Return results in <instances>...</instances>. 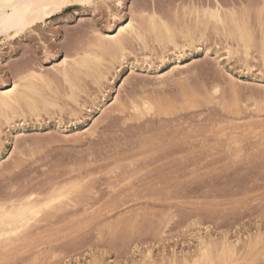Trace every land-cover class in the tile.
I'll return each mask as SVG.
<instances>
[{
	"label": "rangeland",
	"instance_id": "374dc122",
	"mask_svg": "<svg viewBox=\"0 0 264 264\" xmlns=\"http://www.w3.org/2000/svg\"><path fill=\"white\" fill-rule=\"evenodd\" d=\"M94 1L92 2V4H88V5L82 4L81 6H75V7L64 4L62 8L55 10L53 15L46 16L45 21L43 19H40L38 23H35L33 26V30L26 29L18 33L17 36H15L13 39L7 40L5 42H0V89L4 87L12 86L13 83H15L18 79L20 80L21 76H28L32 74L33 72L37 71V73L40 74L39 76L40 80L39 78H31L30 81H33L34 83L38 84L40 88H42V92L45 93V95L49 99L51 98L52 100L55 99L54 101L56 102V105L48 106L49 108H51V110L54 109L52 111L49 110L48 107H46L45 108L46 112L44 109L34 115L31 114L30 112H27L25 119L22 118L21 116H17L11 121V123L4 122L3 118H1L2 120L0 119V123H1L0 125L1 127L0 169L3 167L2 170L0 171V189L2 190L5 187H7V190H8L9 189L8 187L10 186L12 187L14 185L15 187L19 189L18 190L16 188L15 192L18 191L19 194L21 195H26V194H30L31 192L32 193L34 192L36 195L41 196V194H43L44 196H47L45 194L50 193V191H52V188L54 186L63 184L64 182L66 183L67 180L70 181L72 179H78L79 183L80 184L82 183L81 188H78L79 190H75L73 195H72L73 191L71 192L72 196L69 194L70 200H65V201H71L69 202L71 204V207L68 208L66 211L68 215L66 212H65L66 214H64L63 212L60 214L58 213V215H55V216L53 215L46 216L45 214L41 215L40 223L37 224V226H39L38 227L39 229H37L38 231L40 230L41 227L46 228L47 225H48V228H50L52 223L53 222L55 223V225H53L54 227L52 226L53 227L52 229L51 228L50 229L41 228V231L42 230H44V232L46 230L48 231V232L46 231L48 234L47 233L44 234L45 236L47 235L46 237H44L43 235V237L41 238L42 235L39 234L40 236L38 238L39 239L41 238V239L32 241V244L33 242L34 244L36 243L35 245L34 244L32 245L30 241L29 242V244H31L30 246L22 245V248L20 250L18 248H20L21 245L20 247L17 246L18 248L16 249L12 247L13 250H11L10 248L11 250L10 253H7L8 250L7 252L5 251L6 254L3 253L4 251H1L0 264H31V263H34L35 260L36 262L34 264H97V263L98 264H149L150 262H152V264H159V263L172 264L171 262L173 261V257L174 259L177 260V264H184V263L187 264L185 262L184 257L191 259L192 256L193 257L196 256L198 252L196 251V249L198 250L199 248L200 239H205V240L213 239L216 242L220 243V241L225 237H227L231 242H233L236 246V249L240 251L239 253L237 252L238 261L236 264H264V235H263L264 234V128H263L264 122L262 121V119H264L263 118L264 111L262 109L261 111L263 112H260V111L258 112V110L264 107L263 106L264 105V68H263L264 59L259 51V48L261 47L260 45L262 44L260 37H262L261 34L263 32V27H264L263 20L264 19L262 20V24H261V21L259 20L260 16L258 15L259 12L258 14H256L257 13L256 9L260 5V0H258V2L257 0H254L258 4L256 6V3H254L255 9L253 8L254 6H251L250 7L251 11L249 12L250 13L249 14L250 24L255 29L254 31L252 28V31L254 32V35H256L255 38H256V43H257L253 48L254 53H252L253 57L255 58L253 57L249 58L251 61L250 65H249V62H250L249 59H248L249 62H247V60H245L244 57H242L243 55L241 53H235L234 55L236 56L231 55L232 58L228 57L229 55L225 53L226 52L225 47L228 44V42L224 38L222 39L223 42L219 41V39L221 40L222 38L220 36L218 37V40H216L217 35H219V33H217L216 31H215L216 33L213 32L214 24L210 23L212 26L209 24L208 25L202 24L199 21H201L203 17L197 14L195 11H192L193 8L200 7L201 4H203L201 5V8H203V6L205 7L209 5L214 6L215 0L214 1L210 0L211 3L208 2L209 0L207 1L206 0H197V1L192 0V4L190 0H186V1L185 0H122L123 2L122 5H118L116 0H94ZM183 1L187 4L184 5ZM189 1L192 7L190 4H188ZM229 1L230 2L232 1L233 4L231 5ZM220 2L222 3V5L224 6L226 10L230 9L229 11H231L233 9V12L235 15L231 11L232 18L236 20L237 23L244 25V0H227V2L226 0H220ZM179 4L181 5V8L183 7V9L178 8L180 7ZM229 4L232 6V8L231 6H228ZM240 4L241 5L243 4V5L240 6ZM189 5H190V8H189ZM193 5L195 7H193ZM233 5H234V8L237 7L236 10L238 9L237 10L238 12H235L236 10L233 8ZM227 6L230 8L228 9ZM153 8H155L156 11L159 10L157 11V13L155 10L154 12L162 19L164 16L165 19L166 18L168 19L169 17V19L172 20L171 22L174 21L173 23L169 22L170 24L173 25L171 26L168 23V21H170L169 19L168 20L163 19L173 30L174 34L177 33L176 35L178 36L179 39L181 37L182 40L180 39L181 41L180 42L178 41L179 43L185 42L184 41L185 39L182 36L184 35V33H187V32L190 33V31H191L190 34L196 40L194 41V45L192 47L188 46L184 49L185 54L183 53L184 55L181 60L186 65L187 69H185L186 71L183 74H181L183 77L179 75V76H176L174 79L168 78V79L163 80L165 83H163V81H161L158 78L157 75H159L160 72H166L169 68H171L174 65L180 53H179V50H176L174 48L172 50L173 46L170 45L171 47L168 46V48L166 49L168 52L165 50L166 52L162 54L161 52L162 49L159 46V44L155 42L154 40L153 42L152 41L153 38H151L152 36L149 33H147L146 43L142 41H134L131 44L133 46L129 47L130 49L128 48L129 54L127 53L128 55H127L126 60L122 61L121 63L116 62L114 64V67L111 68V71L108 74V78L103 81L105 84L102 82L103 84L101 85L102 87H100L99 84L96 83L95 77L92 76L91 73L86 72V71L83 73H80L79 74L80 79L79 78L74 79V84L76 86L75 92L77 95V100L79 102V105L75 103L73 99L70 98V95L72 92L71 84L68 83L63 77L62 73L59 72L61 69L58 67L62 68V65H63L61 63H64L66 59L68 60L69 56L71 58L70 59L71 61L74 58L73 56L75 55L77 56L79 51H80L79 54H82V51L83 52L88 51L87 48H89L90 51H93L92 44L93 42L96 41V39L98 38V35H100L101 33L102 35L105 33H117L119 26L123 23H128L129 21L135 19L140 23L142 22L143 26H148L147 23L150 17L148 15L150 14L151 11L153 12ZM179 9L180 11L182 10L181 12L183 13L178 12ZM252 9L255 10V13H253V15H251ZM185 10L186 11L189 10V11L184 13ZM160 11H162L164 15L161 14ZM176 11H177V14H176ZM192 12H194V14ZM142 14L144 17L148 16L147 17L148 19L143 21L145 18H143L142 16L140 17V15ZM165 14L167 15V17L165 16ZM179 14H181L182 18L179 17L180 16ZM238 14H241V16H239ZM254 14L256 17H254ZM237 15L241 17V20L243 21H241ZM115 16L119 19H117ZM191 17L193 19H191ZM257 17L259 19H257ZM146 21H147L146 23L147 25L146 24L144 25L143 23H145ZM188 24L189 26L191 24L193 25L189 27ZM261 25L263 27H261ZM183 28H184V32H183ZM208 28H210L209 30L212 31L211 34L214 33V37L216 38L208 37L211 32V31L209 32ZM202 33L204 34V36H202ZM205 34L206 35L208 34V35L206 36ZM205 36L207 39L205 38ZM214 39L219 43L220 42L221 43L226 42V43L225 44L218 43L219 45H216L217 42ZM211 40L213 41L212 43H211ZM197 41H198V44L196 43ZM229 43L232 45H234V43L236 44L235 41H229ZM141 44L144 46H141ZM82 47L84 48V50ZM206 49H208L209 52H207ZM255 49H258L257 53L259 52V54L256 53ZM74 50L77 51L76 54ZM135 51L139 53H136ZM254 54L257 56L260 55L261 57L260 56L259 57L260 59L262 58L263 63L259 59V57L256 58ZM161 55L164 56L165 60L166 59L167 60L161 61L160 59ZM239 55L241 57L238 59L237 56ZM104 56L106 55H102L103 60L101 63H98L94 61L93 59H90L91 66L95 67L96 65H98L99 67L101 66V68H105L106 66L110 65L111 57L109 55H107V57H104ZM146 57H148V60ZM137 58H139L140 60ZM240 60L242 62H240ZM117 64L119 66H117ZM250 66L252 67L250 68ZM54 76L55 77L57 76L56 78L58 79L57 80L56 78L52 79L54 78ZM138 79L139 81L137 82ZM184 79H186L187 82ZM43 81L46 83V86L48 88L45 86ZM58 81H60L61 85ZM179 81H181V83ZM188 81L190 85H186ZM185 82L186 84H184ZM135 84H137L138 87L135 86ZM191 84L195 87L188 88L191 86ZM216 85L219 88H217ZM133 86L136 88H133ZM206 86H209L210 90H212L210 87L212 88L214 87L213 89L216 88L217 90L215 89V91L218 92L217 95L215 94L216 92L212 93ZM149 87L151 88L149 89ZM226 87H228L229 90L232 89V91H229ZM98 88L100 90H98ZM184 88L185 90L190 89L189 91L190 94L188 93V91H184ZM164 89L167 91H165ZM192 89H194L195 91L193 92ZM129 90L132 92H130ZM202 90H204L205 93L208 94L209 99L206 96L207 94H205L204 92H202V94H205L207 98H205V96H202L200 92ZM173 91L175 92L173 93ZM181 91H182V95H181ZM208 91L211 94H215V95H211ZM154 92L156 93L153 94ZM168 92L169 93L171 92V95L173 93V95L172 96L169 95ZM196 92L200 93L199 94L200 96L198 95V93L196 94ZM146 93L149 95H145ZM152 94L153 96H151ZM186 94H188V96ZM191 94L193 95L194 98H191L192 97ZM227 94L230 96H228ZM120 95L121 97L123 95L122 100L125 97V95L126 97H128V98L126 97L124 98L123 101L126 100L125 102H127V99L128 101L132 99L134 95L137 96L138 99L140 98V100H138L134 96L133 99L136 98L135 100L138 102H140L143 99L141 98L142 95L146 96V98L150 97V99L153 102L156 100L155 104H157V106H155V109H154L155 111H153L152 113L154 115L149 114V116L147 115L141 118V120H137L139 124L137 123L136 119H135V122H134V119L131 121L130 119L131 116L129 115L130 114L129 111H125V112L122 111L123 112L122 113L121 111L118 110L119 111L118 113V111L116 110L117 112L114 111L115 113L114 112L112 113L111 112L112 110H110L109 112H107V114L105 113L106 115H104V113H102L103 109L105 108L110 109L111 107L110 105L113 102V99L116 98V96H120ZM128 95H130V97ZM194 95L196 96L198 95L199 97L198 96L196 97ZM85 96L87 100L86 99L84 100ZM175 96H178L179 99L177 100L178 97H175ZM210 96H213V97L216 96V98L215 97L214 98L217 100H211ZM90 98L91 99L93 98V100H91ZM196 98H198L197 99L198 101L201 100L199 101L200 103L196 100ZM62 99L65 102H63ZM183 100L185 101L182 102ZM227 100L229 102H227ZM173 101H175V103ZM206 101H210V102H207L206 105L204 103L203 105V102H206ZM214 101H216V103ZM235 101L236 103H234ZM184 103L186 105L188 104V107L186 106L187 108H189L188 110H186L187 108H183L185 107ZM259 103L261 104L259 105ZM65 104L66 106H64ZM73 104H76V106ZM107 104H108V107H107ZM180 104L184 106H181ZM192 104L195 107H193ZM169 105L171 106L169 107ZM190 105L192 106V108H190ZM67 106L70 109H67L68 108ZM74 106L77 107V109L76 108L73 109ZM166 106H168V108ZM165 108H167V110L169 109L172 115L169 114L167 116L166 115L167 110H165ZM248 108H250V110H248ZM59 109L61 112L62 111L63 112L61 113ZM157 109L159 112L165 110L164 114L166 116L165 115L162 116L163 114L162 112L160 113V115L159 113L157 114L156 113ZM177 109L179 113H176L178 112L176 111ZM181 109H184V110L181 111ZM75 110H77V112ZM233 111H237V112L240 111L239 112L240 114L236 112V115H235L233 114L234 113ZM78 112H79V115L77 116ZM108 113H110V115ZM102 115L104 116V118ZM182 116L184 118H179ZM191 116H192V120L190 119ZM127 117L130 119L129 122L127 121L128 120ZM250 117L252 120L250 119ZM256 117L260 119H257ZM125 118L127 119L126 121L128 123L124 121ZM159 118L160 120H158ZM198 118H201V119H198ZM222 118H226V119L228 118V120L225 119L224 121ZM239 118L240 120H238ZM103 119H104V122H103ZM149 119H150V122L154 121L155 125H151V124L147 125V123H150ZM156 119L159 122H157ZM161 119L162 121L164 120L163 125L161 123L162 122ZM185 119H188L189 121L188 120L186 121ZM234 119L240 121L241 123L237 121L240 125L236 126V124L238 123H236ZM145 120H147L148 122L146 121L145 123ZM205 120L208 121V123ZM231 120L234 121L233 122L234 124L236 123L235 126L238 127L236 128V130H235L234 124L231 123L232 122ZM255 120L258 123L261 121L263 122V124L261 123L262 125H260L256 123ZM2 121L4 123H2ZM98 121L99 122L101 121V123H99V125L97 124L98 126H96V128L94 129L96 132L93 131L96 134L92 133V134L78 135L77 138H74L73 136H72L73 138L69 136L67 137V135L69 134L74 135L80 131L85 130V128L87 129L90 127H94V125ZM111 121L112 122L114 121V124L118 122L119 123V124L117 123L118 126L119 127L121 126V127L119 128L118 126L114 125ZM165 121H167V123ZM175 121L176 123H174ZM187 122L189 123L187 124ZM142 123L144 124L142 125ZM157 123H159V125L160 124L162 125L161 130H159L160 126ZM165 123L167 124V126ZM177 123H181V124H177ZM194 123H195V127H198L197 129L194 127L193 125ZM174 124L175 126H178V127L181 126L180 128L181 131L178 128V132H177L176 127L175 126L173 127ZM189 124H191L189 126L190 130H187L186 134H184L185 129L188 127ZM224 124H227V125H224ZM243 124L244 126L245 125L246 126L245 127L243 126L242 128L241 126ZM255 124L256 126L254 127L256 128L254 129L250 128L251 127L250 125L253 126ZM110 125L112 127V130H111ZM157 125H158V130L156 127ZM170 125L172 126L170 127ZM205 125L207 126L205 127ZM209 125L211 127H209ZM259 125L261 126L260 128H259ZM144 126L156 127V129L153 127L155 130L149 127L150 128L149 130L153 129L154 133H158V135L155 134L156 137L155 136L152 137L151 135L154 134L152 133L153 131L151 130V133H150V131ZM163 126H166V128L168 127L167 129H169V131H171L170 128L174 129L171 131V133H173L174 131L173 135H171V133H169L167 130H164L165 127L163 128ZM199 126L202 128H200ZM203 126L206 129H208L209 127L208 129L209 131L204 132L206 131V129ZM213 126H215L214 127L216 130L215 133L212 132V130L214 131ZM219 126L220 128L216 129ZM130 127H131V130H130ZM133 127L136 132L133 131L134 130ZM189 127L187 129H189ZM193 127L195 130L193 129ZM227 127L231 129L228 130ZM113 128L115 130H113ZM210 128H212V130ZM20 129L23 130L22 133L25 136L23 135L20 138H18L17 131ZM124 129H125V132H124ZM146 129L149 131V134L147 133L148 131ZM198 129H199V132H198ZM203 129L205 130L203 131ZM201 130L206 134H204ZM127 131L129 133L131 131L132 134L134 132L135 133L134 136L136 135L134 137L130 133V135L133 138H135L133 141L135 145L134 143H132V147L130 143L132 141L131 139L133 138L128 137L131 140L130 142H128L129 140H126V142H128L129 145H127V143H125V140H124V139H127L126 138L127 136L124 137ZM138 131L140 134L141 132L143 133L142 137L137 135L139 134L137 133ZM157 131L159 132L161 131L160 134L162 133L163 135H160L159 132ZM165 131L169 133L167 134L168 136L170 135L169 137L165 135L167 133ZM257 131H260V133ZM194 132H196L197 134L194 135ZM226 132L227 133L229 132V133L227 134ZM144 133H146V136L148 138L146 136L144 137ZM177 133L179 134V136ZM189 133L191 134L193 133L192 135H194V137L196 136L197 137L195 139H192L193 136L190 134L192 137L191 138ZM198 133H202V134H198ZM130 135L128 134V136ZM122 136L124 138L123 141L121 138ZM160 136L163 137L162 140ZM107 137L108 138L110 137V138L108 139ZM119 137L121 138L120 142H118L119 140L117 141ZM136 137L138 138L136 139ZM157 137L158 138L160 137V138L158 139ZM189 137L193 141L190 140ZM141 138L143 139V141H141L142 140ZM150 138L152 140L154 139V141L152 142ZM167 138H170L173 140L171 141L172 144ZM74 139L77 142L76 141L73 142ZM138 139L141 144L138 142ZM106 140L107 142H105ZM188 140L191 143L193 142L195 143L196 141L197 143H195V145L199 143V145H196L197 149L195 145H194L195 146L194 148L193 146L194 143H193L192 144L193 147L190 145L191 146L190 149L188 148L189 151L186 150L187 149L186 147H189L187 145H189L190 143ZM114 141H116V143ZM117 142L120 144H118ZM121 142H124V143H121ZM136 143H138V146L136 145ZM143 143L144 144L146 143L145 146L147 145L150 146L151 144L152 146L150 147L152 149L148 150L149 147L147 148L143 146L144 145ZM164 143L166 147L164 146ZM175 143H176V146H174ZM112 144L113 146L120 145V146H115V148L117 147L118 149L117 151H121L122 155L128 154L124 149H127V151H130L131 150L130 148L135 150V153L138 152L139 151L138 149L141 147H144V151L146 150L145 148H147L148 151L145 153L144 151H141L142 150L141 149L139 151L140 153L139 152L136 153L139 157L133 156L134 158L133 157L131 158L130 156L133 155L131 154V152L133 151L132 150L129 153L131 155L128 154L129 156L126 155V157L124 158L121 155V156H118V158L120 159H116V158H112V156H114V153H117L116 149H112L114 148ZM107 145L108 147L111 146L110 149L107 147ZM153 145L158 146L157 149H155L156 146H153ZM170 145H173V147L171 146V149L168 148V152L162 153L166 151L167 147H170ZM122 146H125L126 148ZM163 146L165 147V149L163 148ZM180 146L184 148H182L183 150L180 149L178 153L176 152L177 151L176 148L178 147L177 149L179 150V148H181ZM94 147H97V149ZM98 147L99 149H101L99 151H102V152L98 151ZM103 147H105L106 149L104 150ZM133 147H136L137 149ZM95 149L98 151V153ZM194 149L195 151H193ZM92 150L96 151V153L94 151L92 152ZM107 150L110 152L109 153L106 152L105 154V151ZM152 150L154 151V153L152 152ZM15 152H17L18 154H16ZM89 152H91V154ZM103 152L105 155H107L106 157L104 154H102ZM180 152L182 154H180ZM141 153L142 154L144 153L145 155L144 154L142 155ZM170 153L171 154L175 153L176 155L174 156L173 154L174 157H172ZM230 153L233 155H231ZM92 154L93 155L96 154L94 158ZM97 154L101 155L102 158L98 156ZM154 154L155 156H153ZM156 154L157 155L160 154L161 157L163 156L162 154H165V155L167 154L166 156L170 155V159L169 157L166 158V156H164L166 159H164L163 157L164 159V162H163L162 161L163 159L161 157H160L161 159L158 158L159 156L157 157ZM192 154L194 155V157ZM18 155H20L21 158L22 157L23 158L22 159L17 158ZM191 155L194 159L191 157ZM78 157L79 158L82 157V158L79 159ZM103 157H105L106 159L112 158L111 162L113 164L116 163L113 161V159L116 161L118 160L117 163L121 162V159H122V162H121L122 165L120 166L119 164L118 166V164L116 163L114 165L111 164L112 166L110 165L111 167H109L107 165H109L110 162H107L108 161L107 159L105 168H107L108 171L103 168L101 170H98V167H96L97 169H95L94 167L91 168V166H93L96 163L97 158L99 159V161L97 160L98 161L97 163L99 164L97 163L96 164L98 166L104 165L103 163L105 162H104ZM128 157L130 159H128ZM151 157H154V158L156 157V159L158 158L160 161L153 162L152 163L153 165L151 166V169H150L149 168L150 164L148 165L147 162L151 163L152 159L156 161L154 158H151ZM190 157L191 159H193L192 161L197 159L195 160L196 163L192 162L191 164L190 163L191 159H189ZM8 158H11L10 161L11 160L12 161L10 162ZM92 158L95 159V163L93 164L94 162L93 161L92 162L93 165L91 166L89 165L88 166L89 168H88L87 164L89 163V161L93 160ZM102 159H103V163L100 161ZM123 159H124V163H123ZM167 159H168V162H166ZM7 161L10 162V165ZM12 162H13V165L18 164V163H20L21 165L18 164L19 165L18 167L17 165L13 166L11 164ZM85 163H86V166H85ZM100 163H102V165ZM155 163L156 164L159 163L158 166ZM174 163L178 164V167L176 166V164L173 165ZM193 163L196 166L193 167L192 166ZM129 164L132 167H130ZM145 165L147 166L146 169L149 168L151 171H145L146 170V169L144 170ZM114 166H117V167L113 168ZM12 167H14L15 169ZM70 167H71V170L69 171H72V172L68 171ZM74 167L77 168L76 170H78V168L80 167H85V168H81V171L79 169L78 171H76L77 174L74 175L75 169L72 170ZM7 170H9L10 172ZM62 170L63 171L65 170L66 172L63 173ZM96 170H98L97 171L98 173L96 172ZM103 170L105 172H103ZM139 170L142 172L140 174L141 177L137 175L140 173ZM61 173H63V176L65 177H63ZM165 173L167 174L165 175ZM40 175H42L43 177L41 176L42 177L41 178ZM146 175H148L149 177ZM172 175H174L175 177ZM68 176L70 177V179ZM134 176H138L140 178H137ZM145 176L148 177L146 178L148 180L144 179ZM162 176L164 177L162 178ZM165 176H167V178H165ZM26 177L27 178L30 177L31 179L30 178H29L30 180L26 179ZM48 177L51 180L53 178L54 181L53 180L51 181L50 179H48ZM16 178H18V181ZM35 178L37 181L35 180ZM59 178H61V180ZM120 178H122V180H119ZM131 179H133V182ZM151 179L153 180L152 182H151ZM32 180L34 181L33 183L31 182ZM56 180H58V182ZM107 180L108 181L112 180V181H110L111 183L110 182L108 183ZM27 181H30L31 183ZM113 181L114 182L117 181V182L111 185ZM149 181L150 183L155 182L154 185L156 186V189L157 190L163 189L164 193L166 194L168 193V195L165 196V198H163V197L158 196L156 193H154L153 195L152 194L153 192H150L148 190H147L148 192L145 191L146 189L144 185L147 184V182L149 183ZM163 181L165 182L163 183ZM22 182H24V184L26 183L27 184L24 185ZM52 182L54 183L52 184ZM55 182H57L58 184ZM126 182H128L129 184ZM140 182H142V184H140ZM8 183L10 186L8 185ZM11 183H14V184H11ZM47 183L49 184V186ZM83 183L85 184V186H83ZM136 183L138 186L135 185ZM4 184L7 186H5ZM28 184H31L32 186L30 185L29 187L27 186ZM126 184H127V187L129 185H132L133 188L136 186L138 188H134L135 190H132V187L130 189L129 188L127 189ZM106 185H108V187ZM118 185L122 186L121 190L122 189H124V191L128 190L127 193L132 194L131 195L132 198L130 197V195H127V197L125 196L126 199L123 198L122 201L121 200L117 201L116 198H118L119 196H114L115 192H113L114 193L113 195L109 194L111 190L112 191H115V189L117 190V188H119ZM123 185H124V188H123ZM140 185H142L143 188ZM22 186H26L25 188L26 190L22 189L23 188ZM44 186H47V187H44ZM103 186H105L106 188ZM162 186L163 188H161ZM11 187H10L11 190L9 189V191H12L15 188V187L13 188ZM139 187H141L142 190L139 189ZM87 188L91 190H88ZM105 189L106 190L108 189L107 192ZM136 189L139 190V193H135L137 191ZM22 190L26 191L25 192L26 194H22L21 192ZM121 190L118 189L119 194L122 193L120 194L121 195L120 197L122 198V195L124 197L125 195L124 193H126V191L124 192L123 190L122 191ZM129 190H132V193L131 191L129 192ZM3 191H1V193ZM103 191L105 192V194ZM133 193H135L136 195L134 194L135 195L134 196ZM149 193L152 194L155 198L153 196L151 197V195L148 197L147 194ZM7 194L9 193L4 192V195H7ZM104 195L108 197H105ZM138 195H141V196H138ZM144 195L146 197H144ZM3 196H0V197H3ZM133 196L135 200H139V201H134ZM111 197L113 198L116 197L115 201L117 202V205L114 199L113 198L111 199ZM127 200H130V201H127ZM73 203H75L74 204L75 206L73 205ZM85 203H87V205ZM88 205H90V207L93 206L92 207L93 209L88 208L89 207ZM73 206L74 207L78 206V207L74 208ZM84 206H88L86 209L85 208L83 209L85 211L87 210L86 211L87 213L89 210V213L88 214L85 213V215L83 213V215L81 216V213H82L81 211H83L82 207ZM79 210L81 213H79ZM106 210H109L107 211L109 214L106 212ZM141 212L143 214H141ZM77 213H78V216L76 215ZM99 213H100V216L98 215ZM61 214L64 215V217L62 216L64 219L62 217L60 218ZM72 214H75V216H73ZM71 215H72V218H71ZM57 222L58 223L60 222V223L57 224ZM69 222L71 224H69ZM64 225L65 227H63ZM123 228H125L124 232H123ZM51 231L53 232V234ZM41 234H43V232ZM50 235L51 237H49L48 239L50 241H47V238ZM51 239L53 240V242L51 241ZM36 241L37 242L44 241V243L51 242L53 243L54 246L52 244L41 245L43 242H39L41 245L40 246L39 243H37ZM55 241L57 243L56 244L57 246L55 245ZM251 243L252 244L254 243V245L257 247L253 249V252L251 251V248L249 247V244ZM218 248L219 247H217V249ZM258 249L261 252V253L259 252L260 254H256ZM172 250H173V253H172ZM254 250L256 251L255 253H254ZM12 251L16 253L14 254ZM46 251H50V252H47L46 254ZM243 251H244V254L243 255L240 254V253H243ZM17 253H19L21 257L17 258L19 256V254ZM177 254H179L180 257ZM240 255L242 256V258L240 257ZM38 256L40 258H37ZM147 258H150V260ZM257 259H259V261ZM200 264H210V263L205 262V261H200Z\"/></svg>",
	"mask_w": 264,
	"mask_h": 264
},
{
	"label": "bare ground",
	"instance_id": "6f19581e",
	"mask_svg": "<svg viewBox=\"0 0 264 264\" xmlns=\"http://www.w3.org/2000/svg\"><path fill=\"white\" fill-rule=\"evenodd\" d=\"M94 0H87V2H85V0H54V2H56V3H62L63 5L65 4V5H69V6H72V7H75V6H81L82 4H92V2H93ZM117 1V4L118 5H122L123 4V2H122V0H116ZM186 1V0H185ZM191 1V4H192V0H190ZM190 1H189V3L188 4H190ZM194 1V0H193ZM195 1H197V0H195ZM207 1V0H206ZM212 1H214V0H212ZM95 2V1H94ZM184 2V1H183ZM182 2V3H183ZM199 2V1H198ZM208 2H210V0L208 1ZM226 2H227V0H226ZM257 2H258V0H257ZM256 1H254V0H244V27L241 25V24H239V23H237V21L236 20H234L233 18H232V12H233V9L231 10V11H229L230 9V7H228V6H231L233 3H232V1L230 2L229 1V3H231V5L229 4L228 6H227V8L229 9V10H226L225 8H224V6L222 5V3L220 2V0H215L214 1V3H215V5L214 6H203V8H201V5H203V4H201L200 5V7H195L194 5H193V7H195V8H193L192 9V11H195L197 14H199V15H201L202 17H203V19L201 20V21H199V22H201L202 24H205V25H211L210 23H213L214 24V30H213V32H217V33H219V35H217V38L216 37H214V33L213 34H211L212 33V31L211 30H209L210 28H208V30H209V32H210V35L208 36V37H214V38H216V40H218V37L220 36V37H222L221 38V40L219 39V41H222V39L224 38L227 42H228V44L226 45V47H225V50H226V52L225 53H227L229 56L228 57H231V55L233 56L235 53H241L243 56L242 57H244V59L245 60H247V62H249L250 61V59L249 58H251V57H253V55H252V53H254L253 51V48H254V46L257 44L256 43V38H255V36L256 35H254V32L252 31V25L250 24V11H251V6H254L253 8L255 9V4L254 3H256V6H257V3ZM211 3V2H210ZM254 5H253V4ZM184 5H186L187 3H183ZM190 4V5H191ZM197 4V3H196ZM180 5V4H179ZM190 5H189V8H190ZM206 5H207V3H206ZM234 5H235V3H234ZM234 5H233V8H234ZM243 5V4H242ZM241 4H240V6H242ZM188 6V5H187ZM191 7H192V5H191ZM174 8V7H173ZM178 8H181V5H180V7H178ZM177 8V9H178ZM188 8V9H189ZM231 8H232V6H231ZM237 8V7H236ZM236 8H234L235 10H236ZM181 9H183V7L181 8ZM186 9V8H185ZM146 10V9H145ZM149 10V9H148ZM154 10H155V8H153V12L151 13L150 12V14L148 15V16H150L149 17V19L147 18L148 16H146V17H144L143 16V14L142 15H140V17L142 16L143 18H145L143 21H145L146 19H148L149 21H148V23H147V21L145 22V23H143L144 25L147 23L148 24V26H143L142 25V22L140 23V22H138L137 20H131V21H129L128 23H123V24H121L120 26H119V28H118V31H117V33H105V34H103L102 35V33L100 34V35H98V38L96 39V41L95 42H93V44H92V49H93V51H90L89 50V48H87L88 49V51H86V52H83L82 51V54H79V52H78V54H77V56L75 55V56H73L74 58L70 61V56H69V58H68V60L66 59L65 61H64V63H61V64H63L62 65V68L61 67H58V68H60L61 70L59 71V72H61L62 73V75H63V77L65 78V80L68 82V83H70L71 84V95H70V98H72L73 99V101L75 102V103H77L78 105H79V102H78V100H77V95H76V90H75V84H74V79H77V78H79V74L80 73H83V72H89V73H91L92 74V76H94L95 77V80H96V83H98L99 84V86L100 87H102L101 85H103L102 84V82L104 81V80H106L107 78H108V74L110 73V71H111V68L112 67H114V64L116 63V62H119V63H121L122 61H124V60H126V58H127V55L129 54L128 53V48L129 47H132L133 45H131L134 41H142V42H144V43H146V36H147V33H149L152 37L151 38H153L152 39V41L154 40L155 42H157L158 44H159V46L161 47V49H162V54L163 53H165L167 50V48H168V46H170V45H172L173 47H172V50H173V48L174 49H176V50H179V55H178V58H177V61H175V63H174V65L171 67V68H169L166 72H160L159 73V75H157L158 76V78L161 80V81H163V80H165V79H168V78H175L176 76H182L181 74H183L186 70L185 69H187V67H186V65L182 62V57H183V55L185 54L184 53V49L186 48V47H188V46H190V47H192L193 45H194V41H196L195 39H194V37L190 34L191 33V31H190V33H184V35L182 36V37H184V41L185 42H183V43H179L182 39H181V37H180V39L178 38V36L176 35L177 33H175L174 34V32H173V30L170 28V26L165 22V20L167 19H165L164 18V16H163V19H165V20H163L161 17H159L157 14H155V12H154ZM174 10V9H173ZM234 10V11H235ZM238 10V9H237ZM235 11V12H238V11ZM257 11V13L256 14H258V12H259V16H260V19L257 17V19H259L260 21H261V24H262V20L264 19V0H260V5L258 6V8L256 9ZM156 11V10H155ZM157 11H159V10H157ZM157 11H156V13H157ZM164 11V10H163ZM182 11V10H181ZM180 11V9L178 10V12H180V13H183V12H181ZM187 11H189V10H187ZM186 10H185V12L184 13H186L187 12ZM254 11V12H253ZM55 12V10H53V11H51L47 16H51V15H53V13ZM159 13V12H158ZM160 13L161 14H163L164 15V13L162 12V11H160ZM159 13V14H160ZM193 14H194V12H192ZM253 13H255V10H253L252 9V14L251 15H253ZM152 14V15H151ZM174 14H175V12H174ZM176 14H177V11H176ZM233 14H234V12H233ZM241 14H242V12H241ZM241 14H238L239 16H241ZM112 15V14H111ZM116 15V14H115ZM171 15V14H170ZM180 16V18H182L181 17V14H179ZM235 15V14H234ZM237 15V16H238ZM257 15V16H258ZM117 16V15H116ZM115 16V17H116ZM137 16V15H136ZM165 16L167 17V15L165 14ZM190 16V15H189ZM193 16V15H192ZM238 16V17H239ZM46 16H42L40 19H43L44 21L46 20V18H45ZM171 17V16H170ZM174 17H176V16H174ZM196 17V16H195ZM194 17V18H195ZM236 17V16H235ZM254 17H256L255 16V14H254ZM117 18V17H116ZM134 18V17H133ZM172 18V17H171ZM240 18V20H241V17H239ZM39 19V20H40ZM117 19H119V18H117ZM142 19V18H141ZM168 19H169V17H168ZM167 19V20H168ZM176 19V18H175ZM191 19H193L192 17H191ZM236 19V18H235ZM238 19V18H237ZM255 19V18H254ZM39 20H37L36 21V23H38V21ZM170 20V19H169ZM177 20H179V19H177ZM189 20V19H188ZM197 20V19H196ZM172 20H170V21H168V23L170 22V23H173V22H171ZM182 21V20H181ZM186 21H187V19H186ZM241 21H243V20H241ZM254 21V20H253ZM192 22V21H191ZM190 22V23H191ZM240 22V21H239ZM263 22H264V20H263ZM169 23V24H170ZM180 23V22H179ZM242 23V22H241ZM146 24V25H147ZM254 24V23H253ZM264 24V23H263ZM171 26H173L172 24H170ZM183 25V24H182ZM191 25H193V24H191ZM191 25L189 26V24H188V26L189 27H191ZM199 25V24H198ZM260 25V24H259ZM33 26H34V24H29V26H28V28H26V29H29V30H33ZM178 26V25H177ZM212 26V25H211ZM256 27V26H255ZM261 27H263L262 25H261ZM204 28V27H203ZM211 28H213V27H211ZM26 29H24V30H26ZM259 29V28H258ZM262 29V28H261ZM24 30H22V31H24ZM182 30V29H181ZM192 30V29H191ZM198 30V29H197ZM253 30L255 31V29L253 28ZM21 32V31H20ZM20 32H16V31H11V32H7V33H5V34H0V42H5V41H7V40H10V39H13L15 36H17V34L18 33H20ZM100 32V31H99ZM103 32V31H102ZM183 32H184V28H183ZM196 32V31H195ZM208 32V31H207ZM215 32V33H216ZM262 32V31H261ZM199 33V32H198ZM204 33V32H203ZM202 33V36H204V34ZM197 34V33H196ZM209 34V33H208ZM207 34V35H208ZM194 35V34H193ZM200 35V34H199ZM206 35V34H205ZM206 35V36H207ZM213 35V36H212ZM262 37H260L261 38V47L259 48V51H260V54L262 55V57H263V59H264V27H263V32H262ZM96 36V35H95ZM177 36V37H176ZM206 36H205V38H206ZM2 37V38H1ZM197 38V37H196ZM204 38V39H205ZM179 39V40H178ZM207 39V38H206ZM205 39V40H206ZM258 39V38H257ZM149 40V39H148ZM205 40H203V41H205ZM210 40V39H209ZM208 40V41H209ZM213 40V39H212ZM211 40V43L213 42ZM215 40V39H214ZM215 40V41H216ZM224 40V41H225ZM153 41V42H154ZM179 41V42H178ZM214 41V42H215ZM229 41H235L236 42V44L234 43V45H232V44H230L229 43ZM86 42V41H85ZM217 42V41H216ZM223 42V41H222ZM143 43V44H144ZM197 44H198V41L196 42ZM219 42H217V44L216 45H219L218 44ZM226 43V42H225ZM225 43H221V44H225ZM232 43V42H231ZM259 43V42H258ZM157 44V45H158ZM214 44V45H215ZM135 45H136V43H135ZM204 45V44H203ZM235 45H237V46H235ZM141 46H144V45H142L141 44ZM150 46V45H149ZM224 46V45H223ZM257 46H259V45H257ZM171 47V46H170ZM197 47V46H196ZM83 48V47H82ZM140 48V47H139ZM147 48V47H146ZM154 48V47H153ZM155 48H157V47H155ZM195 48V47H194ZM203 48V47H202ZM224 48V47H223ZM258 48V47H257ZM86 49V50H87ZM130 49V48H129ZM141 49H142V47H141ZM143 49H145V48H143ZM171 49V48H170ZM188 49V48H187ZM190 49V48H189ZM196 49V48H195ZM82 50V49H81ZM83 50H84V48H83ZM147 50V49H146ZM166 50V51H165ZM169 50V49H168ZM257 50L258 49H255V51H256V53H257ZM75 51V54H76V50H74ZM158 51V50H157ZM159 51H160V49H159ZM188 51V50H187ZM206 51L207 52H209V50L208 49H206ZM136 52V51H135ZM142 52V51H141ZM145 52V51H144ZM153 52H154V50H153ZM168 52V51H167ZM174 52V51H173ZM128 53V54H127ZM130 53H132V52H130ZM136 53H139V52H136ZM135 53V54H136ZM160 53V52H159ZM175 53V52H174ZM184 53V54H183ZM144 54V53H143ZM177 54V53H176ZM220 54V53H219ZM226 54V55H227ZM257 54H259V52L257 53ZM72 55H74V54H72ZM102 55H106V56H104V57H107V55H109L110 57H111V63H110V65H108V66H106L105 68H101V66L99 67L98 65H96L95 67H93V66H91V63H90V59H93L94 61H96V62H98V63H101L102 62ZM146 55V54H145ZM255 55V54H254ZM234 56H236V55H234ZM256 56V58H258L260 55H255ZM149 57V56H148ZM148 57H146L147 58V60H148ZM153 57V56H152ZM159 57V56H158ZM227 57V58H228ZM238 57V59L241 57L240 55L239 56H237ZM261 57V56H260ZM260 57H259V59H260ZM145 58V57H144ZM167 58V57H166ZM219 58V57H218ZM232 58V57H231ZM253 58H255V57H253ZM252 58V59H253ZM108 59V58H107ZM110 59V58H109ZM137 59H139V58H137ZM160 59H161V61L163 60H165V58H164V56H160ZM248 59H249V61H248ZM258 59V60H259ZM140 60V59H139ZM167 60V59H166ZM165 60V61H166ZM228 60V59H227ZM241 60H242V58H241ZM240 60V62H242ZM261 61H262V58L260 59ZM149 62H150V60H149ZM257 62V61H256ZM250 63H251V61L249 62V65H250ZM262 63H263V61H262ZM125 64V63H124ZM239 64H241V63H239ZM245 64V63H244ZM260 64H261V62H260ZM57 65V64H56ZM201 65V64H200ZM246 65H248V64H246ZM263 65V64H262ZM61 66V65H60ZM98 66V67H97ZM117 66H119L118 64H117ZM244 67V66H243ZM252 66H250V68H251ZM57 68V69H58ZM247 68H248V66H247ZM250 68H249V70H250ZM264 68V67H263ZM134 69V68H133ZM138 69V68H137ZM198 69V68H197ZM54 71V70H53ZM52 71V72H53ZM152 71V70H151ZM31 72V71H30ZM33 72V71H32ZM58 72V73H59ZM225 72V71H224ZM248 72H250V71H248ZM54 73V72H53ZM60 73V74H61ZM122 73V72H121ZM149 73V72H148ZM193 73V72H192ZM195 73V72H194ZM40 74L39 73H37V71H35V72H33L32 74H30V75H28V76H21V78H20V80L18 79L15 83H13V85L12 86H9V87H4V88H2V89H0V119L1 118H3L4 119V122H6V123H11V121L15 118V117H17V116H21L22 118H26V114H27V112H30L31 114H37L39 111H42L43 109L45 110V112H46V107H48V106H54V105H56V102L54 101V100H52V98L51 99H49L46 95H45V93H43L42 92V88H40V86L38 85V84H36V83H34L33 81H30L31 80V78H39V80H40ZM81 76V75H80ZM111 76V75H110ZM229 76V75H228ZM57 77V76H56ZM55 76H54V78H52V79H55L56 78ZM84 77V76H83ZM83 77H82V79H83ZM90 77V76H89ZM183 77V76H182ZM185 77V76H184ZM111 78V77H110ZM155 78V77H154ZM158 78H156V79H158ZM180 78V77H179ZM231 78V77H230ZM58 78H56V80H57ZM80 79V78H79ZM85 79V78H84ZM112 79H113V77H112ZM172 79V80H173ZM252 79V78H251ZM186 82H187V80L186 79H184ZM64 81V80H63ZM82 81V80H81ZM139 81V79L137 80V82ZM230 81V80H229ZM59 83H60V81H58ZM111 82V81H110ZM166 82H167V80H166ZM173 82H175V81H173ZM180 83H181V81H179ZM178 82V83H179ZM186 82L184 83V84H186ZM232 82V81H231ZM230 82V83H231ZM40 83V82H39ZM43 83L45 84V86H46V83L43 81ZM104 83V82H103ZM108 83V82H107ZM124 83V82H123ZM163 83H165L164 81H163ZM195 83V82H194ZM202 83V82H201ZM219 83V82H218ZM66 84V83H65ZM105 84V83H104ZM172 84V83H171ZM215 84V83H214ZM220 84V83H219ZM232 84H234V83H232ZM60 85H61V83H60ZM126 85V84H125ZM139 85V84H138ZM143 85V84H142ZM170 85V84H169ZM174 85V84H173ZM176 85V84H175ZM186 85H190L189 84V81H188V83L186 84ZM202 85V84H201ZM204 85H205V83H204ZM80 86V85H79ZM135 86H137V84H135ZM145 86V85H144ZM143 86V87H144ZM165 86V85H164ZM196 86H198V85H196ZM213 86V85H212ZM217 86V85H216ZM215 86V87H216ZM229 86V85H228ZM233 86H235V85H233ZM47 87V86H46ZM59 87V86H58ZM125 87V86H124ZM138 87V86H137ZM146 87V86H145ZM188 87V86H187ZM187 87H185V88H187ZM194 88L195 86H193L192 84H191V86L190 87H188V88ZM200 87V86H199ZM201 87H203V86H201ZM206 87H208V89H209V86H206ZM48 88V87H47ZM61 88V87H60ZM108 88V87H107ZM106 88V89H107ZM133 88H136V87H134L133 86ZM151 87H149V89H150ZM183 88V87H182ZM185 88H184V91H188V93H189V91H190V89H188V90H185ZM212 90H210L212 93H215L216 91H215V89H213L212 87H210ZM217 88H219L218 86H217ZM227 89H228V87H226ZM235 88V87H234ZM63 89V88H62ZM102 89V88H101ZM116 89V88H115ZM146 89V88H145ZM161 89H162V87H161ZM166 89V88H165ZM164 89V90H165ZM176 89V88H175ZM196 89V88H195ZM207 89V90H208ZM226 89V90H227ZM81 90V89H80ZM98 90H100L99 88H98ZM139 90V89H138ZM147 90H148V88H147ZM152 90H153V88H152ZM213 90H214V92H213ZM217 90V89H216ZM229 90V89H228ZM236 90V89H235ZM130 91V90H129ZM150 91V90H149ZM165 91H167V90H165ZM192 91L194 92L195 90L194 89H192ZM218 91H219V89H218ZM229 91H232V89L231 90H229ZM68 92V91H67ZM82 92V91H81ZM96 92H97V90H96ZM122 92V91H121ZM130 92H132V91H130ZM157 92V91H156ZM156 92H154L153 94H155ZM175 91H173V93H174ZM177 92V91H176ZM201 92V94H202V92H204L205 93V91L204 90H202V91H200ZM209 92V91H208ZM49 93H51V92H49ZM120 93V92H119ZM123 93V92H122ZM169 93V92H168ZM173 93H172V95H173ZM185 93V92H184ZM198 92H196V94H197ZM210 93V92H209ZM217 93L218 92H216L215 94L217 95ZM231 93V92H230ZM95 94V93H94ZM129 94V93H128ZM136 94V93H135ZM151 94V93H150ZM153 94L151 95V96H153ZM179 94V93H178ZM177 94V95H178ZM190 94V93H189ZM200 93H198V95H199ZM205 94H207V93H205ZM205 94H202V96H205ZM211 94V93H210ZM215 94H211V95H215ZM229 94V93H228ZM227 94V95H228ZM65 95V94H64ZM80 95V94H79ZM119 95V94H118ZM124 95V94H123ZM123 95H122V97H123ZM130 95H131V93H130ZM130 95H128L129 97H130ZM145 95H149V94H145ZM169 95H171V92L169 93ZM171 95V96H172ZM181 95H182V91H181ZM180 95V96H181ZM187 96H188V94H186ZM192 95V94H191ZM197 95V96H198ZM236 95V94H235ZM84 96V95H83ZM92 96V95H91ZM108 96V95H107ZM133 96V95H132ZM135 96V95H134ZM134 96H133V98H134ZM139 96V95H138ZM194 96H196V95H194ZM196 96V97H197ZM200 96V95H199ZM198 96V97H199ZM207 97H208V94L206 95ZM205 96V98H207ZM218 96H220V95H218ZM228 96H230V95H228ZM66 97V96H65ZM97 97V96H96ZM122 97H121V95L120 96H116V98H114L113 99V102L111 103V107H110V109H108V108H105V109H103V112L102 113H104V115H106L107 114V112H109L110 110H112L111 112L113 113L114 111L115 112H117L118 110L119 111H123V112H125V111H129L130 112V116H131V121L134 119V122H135V119H136V121L137 120H141V118H143V117H145V116H149V114H152L153 113V111H155L154 109H155V106H157V104H155V101L153 102L151 99H150V97L148 98H146V96H141V98H143L140 102H138V101H136L135 99L137 98L138 99V97L137 96H135L136 98L135 99H130L129 101H128V99H127V102H125V101H123L124 100V98L126 97V95H125V97L123 98V100H122ZM175 97H178V96H175ZM213 96H210V98H211V100H217V99H215L216 98V96H214L213 98H212ZM61 98V97H60ZM80 98V97H79ZM82 98V97H81ZM98 98V97H97ZM126 98H128V97H126ZM190 98V97H189ZM191 98H194L193 97V95H192V97ZM223 98V97H222ZM225 98V97H224ZM227 98V97H226ZM235 98H236V96H235ZM87 100V98H86V96H85V98H84V100ZM91 99V98H90ZM95 99V98H94ZM179 99V97L177 98V100ZM181 99H182V97H181ZM183 99H185V98H183ZM198 98H196V100H197ZM208 99H209V97H208ZM208 99H206V100H208ZM228 99V98H227ZM63 100V99H62ZM91 100H93V98L91 99ZM138 100H140V98L138 99ZM168 100V99H167ZM174 100V99H173ZM223 100H225V99H223ZM69 101V100H68ZM108 101V100H107ZM175 101H176V99H175ZM175 101H173L174 103H175ZM181 101V100H180ZM185 100H183L182 102H184ZM198 101V100H197ZM199 101H201V100H199ZM198 101V102H199ZM63 102H65L64 100H63ZM62 102V103H63ZM207 102H210V101H206V102H203V105H204V103H205V105H206V103ZM212 102V101H211ZM215 103H216V101H214ZM227 102H229L228 100H227ZM259 102H261V101H259ZM70 103V102H69ZM177 103V102H176ZM181 103V102H180ZM193 103V102H192ZM200 103V102H199ZM234 103H236V101L234 102ZM178 104V103H177ZM210 104V103H209ZM261 103H259V105H260ZM71 105V104H70ZM73 105H75L76 106V104H73ZM181 105V104H180ZM184 105H185V107H183V108H187L188 107V104L186 105L185 103H184ZM184 105H181V106H184ZM199 105V104H198ZM238 105V104H237ZM257 105V104H256ZM258 105V106H259ZM64 106H66V104L64 105ZM74 106V108L73 109H77V107H75ZM81 106H82V104H81ZM80 106V107H81ZM171 105H169V107H170ZM187 106V107H186ZM192 106H193V104H192ZM192 106L190 105V108H192ZM264 106V105H263ZM68 107V106H67ZM71 107V106H70ZM85 107V106H84ZM106 107V106H105ZM107 107H108V104H107ZM167 108H168V106H166ZM174 107H175V105H174ZM193 107H195V106H193ZM232 107V106H231ZM49 108V107H48ZM63 108V107H62ZM82 108V107H81ZM167 108H165V110H167ZM178 108V107H177ZM243 108V107H242ZM241 108V109H242ZM247 108V107H246ZM260 108V107H259ZM258 108V109H259ZM56 109V108H55ZM67 109H70L69 107L67 108ZM66 109V110H67ZM72 109V108H71ZM84 109V108H83ZM101 109V108H100ZM179 109V108H178ZM178 109L176 110V111H178ZM189 108H187L186 110H188ZM240 109V108H239ZM263 109V111H264V107L263 108H261L260 110H258V112L260 111V112H263V111H261ZM49 110H51V108H49ZM52 110H54V109H52ZM51 110V111H52ZM82 110V109H81ZM117 110V111H116ZM165 110L164 111H158V109H157V111H156V113L158 114L159 113V115H160V113L162 112L163 114H162V116L163 115H165L164 113H165ZM184 109H181V111H183ZM248 110H250V108H248ZM48 111V110H47ZM59 111H60V109H59ZM70 111V110H69ZM74 111V110H73ZM76 112H77V110H75ZM119 111H118V113H119ZM173 111H174V109H173ZM172 111V112H173ZM175 111V112H176ZM253 111V110H252ZM257 111V110H256ZM61 112V111H60ZM63 112V111H62ZM61 112V113H62ZM114 112V113H115ZM120 112V113H121ZM122 112V113H123ZM169 112V113H168ZM171 111H169V109L166 111V115L168 116L169 114L170 115H172L171 113H170ZM174 112V113H175ZM234 112V113H233ZM232 113L233 114H235L236 115V112L237 111H233ZM240 111H238L237 113L238 114H240L239 113ZM257 112V113H258ZM43 113V112H42ZM59 113V112H58ZM91 113V112H90ZM106 113V114H105ZM112 113H111V115H112ZM121 113V114H122ZM176 113H179V111L178 112H176ZM264 113V112H263ZM40 114H41V112H40ZM109 115H110V113H108ZM126 114H128V113H126ZM79 115V112L77 113V116ZM108 115V116H109ZM123 115V114H122ZM152 115H154V114H152ZM158 115V116H159ZM165 115V116H166ZM179 115V114H178ZM260 115V114H259ZM38 116V115H37ZM36 116V117H37ZM73 116V115H72ZM89 116V115H88ZM103 116V115H102ZM126 116V115H125ZM130 116H128V117H130ZM184 116V115H183ZM179 117V118H184V117ZM201 116V115H200ZM262 116V115H261ZM40 117V116H39ZM116 117V116H115ZM127 117V118H128ZM175 117V116H174ZM190 117V116H189ZM239 117V116H238ZM74 118V117H73ZM82 118V117H81ZM103 118H104V116H103ZM105 118H106V116H105ZM108 118V117H107ZM161 118V117H160ZM160 118L158 119V120H160ZM215 118V117H214ZM241 118H242V116H241ZM257 119H260V118H258V117H256ZM264 118V117H263ZM79 119V118H78ZM119 119V118H118ZM129 118H128V120L125 118V122H129V120H130ZM146 119V118H145ZM191 120H192V116H191V118H190ZM198 119H201V118H198ZM212 119V118H211ZM210 119V120H211ZM224 121H225V119L226 118H222ZM221 119V120H222ZM250 119H251V117H250ZM2 120V119H1ZM115 120V119H114ZM117 120V119H116ZM120 120H122V119H120ZM127 120V121H126ZM157 120V119H156ZM157 120V122H159ZM173 120V119H172ZM186 121L188 120V119H185ZM196 120V119H195ZM208 120V119H207ZM214 120V119H213ZM217 120V119H216ZM220 120V121H221ZM226 120H228V118L226 119ZM235 120V119H234ZM238 120H240V118L238 119ZM238 120H235V122L236 123H241L240 121H238ZM244 120V119H243ZM252 120V119H251ZM119 121V120H118ZM146 121L147 120H145V123H146ZM161 121H162V119H161ZM179 121H181V120H179ZM178 121V122H179ZM183 121V120H182ZM185 121V122H186ZM189 121V120H188ZM193 121H194V119H193ZM200 121V120H199ZM206 121V120H205ZM218 121H219V119H218ZM217 121V122H218ZM232 121V122H231ZM231 121H229V122H231V123H233L234 121L233 120H231ZM238 121V122H237ZM248 121H250V120H248ZM256 121V120H255ZM259 121V120H258ZM262 121L264 122V119H262ZM3 121H2V123H4ZM78 122V121H77ZM103 122H104V119H103ZM112 122V121H111ZM124 122V123H125ZM127 122V123H128ZM143 122V121H142ZM148 122V121H147ZM149 122H150V119H149ZM163 122H164V120L161 122L162 123V125H163ZM166 123H167V121H165ZM168 122H169V120H168ZM172 122V121H171ZM170 122V123H171ZM184 122V121H183ZM196 122V121H195ZM207 123H208V121H206ZM229 122H228V124H229ZM245 122V121H244ZM252 122V121H251ZM263 122H257L256 121V123H258V124H260V125H262L263 124ZM99 123H101V121L99 122H96V124L94 125V127H90V128H85V130H83V131H80V132H78V133H76V134H69V135H67V137L69 136V137H74V138H77L78 137V135H85V134H94L96 131L94 130L95 128H96V126H98L99 125ZM113 124H114V121L112 122ZM118 122H116V124H114V125H116V126H118V124H117ZM131 123V122H130ZM137 123H138V121H137ZM153 123V124H152ZM165 123V124H166ZM169 123V124H170ZM174 123H176V121L174 122ZM189 122H187V124H188ZM190 123H191V121H190ZM201 123V122H200ZM235 123V124H236ZM236 124V126H238V125H240V124ZM262 123V124H261ZM85 124V123H84ZM98 124V125H97ZM122 124V123H121ZM120 124V125H121ZM139 124V123H138ZM141 124V123H140ZM144 123H142V125H143ZM155 125V123H154V121L153 122H150V123H147V125ZM158 125H159V123H157ZM172 124V123H171ZM177 124H181V123H177ZM212 124H214V123H212ZM222 124V123H221ZM234 124V123H233ZM235 124H234V127H235V130H236V128H238V127H236L235 126ZM244 124H246V123H244ZM244 124L241 126L242 128H243V126H244ZM248 124V123H247ZM253 124V123H252ZM258 124H257V126H258ZM0 125H1V123H0ZM109 125V124H108ZM112 125V124H111ZM111 125H110V127H111ZM114 125H113V127H114ZM158 125L156 126L157 127V130H158ZM161 124L159 125L160 127H159V130H161V126H162ZM191 124H189L188 125V127L190 126ZM194 125V127H195V123L193 124ZM204 125V124H203ZM211 125V124H210ZM209 125V127H211ZM224 125H227V124H224ZM223 125V126H224ZM259 125V128L261 127ZM264 125V124H263ZM166 126H167V124H166ZM166 126H163V128L165 127L166 128ZM169 126V125H168ZM172 125H170V127H171ZM175 126V124L173 125V127ZM201 126V125H200ZM199 126V127H200ZM207 125H205V127H206ZM216 126V125H215ZM215 126H213V129H214V131L212 130V128H210L211 130H212V132H214L215 133ZM233 126V125H232ZM231 126V127H232ZM246 126V125H245ZM244 126V127H245ZM251 127L250 128H252V129H254V128H256V127H254V126H256V124L255 125H250ZM21 127V126H20ZM119 127V126H118ZM121 127V126H120ZM119 127V128H120ZM145 128H147L148 130L150 129V128H153L152 126L150 127V126H148V127H146V126H144ZM150 127V128H149ZM156 127H154L155 129H156ZM176 127V130H177V132H178V128H179V130H180V128H181V126H175ZM182 127H183V125H182ZM187 127V126H186ZM187 127V128H188ZM192 127V126H191ZM194 127H193V129H194ZM204 127V126H203ZM204 127V128H205ZM209 127H208V129H209ZM222 127V126H221ZM225 127V126H224ZM263 127V126H262ZM18 128V127H17ZM98 128V127H97ZM136 128H138V127H136ZM141 128H143V127H141ZM144 128V129H145ZM153 128V129H154ZM164 128V130H167L169 133H171V131L172 130H174V129H172V128H170L171 129V131H169V129H165ZM185 129V128H183V129H185V132H184V134H186V131L187 130H190V127H189V129ZM196 129L198 128V127H195ZM200 128H202V127H200ZM220 128V126L218 127V128H216V129H219ZM226 128V127H225ZM233 128V127H232ZM240 128V127H239ZM241 128V129H242ZM248 128V127H247ZM264 128V127H263ZM110 129V128H109ZM133 129H134V127H133ZM132 129V130H133ZM143 129V130H144ZM146 129V130H147ZM153 129H151L153 132L152 133H154V130ZM206 129V128H205ZM205 129H203V131L205 130ZM208 129H206V131H204V132H207V131H209ZM222 129V128H221ZM227 129L229 130V129H231V128H229V127H227ZM14 130V129H13ZM111 130H112V127H111ZM113 130H115L114 128H113ZM117 130H118V128H117ZM122 130V129H121ZM130 130H131V127H130ZM137 130V129H136ZM139 130H140V128H139ZM142 130V131H143ZM147 130V131H148ZM151 130H149L150 131V133H151ZM163 130V131H164ZM195 130V129H194ZM193 130V131H194ZM232 130H234V129H232ZM259 130V129H258ZM22 131L23 130H18L17 131V137L18 138H20L21 136H23L24 134L22 133ZM93 131H95V132H93ZM123 131V130H122ZM133 131H135V129L133 130ZM146 131V132H147ZM149 131L147 132L148 134H149ZM167 131H165V132H167ZM181 131V130H180ZM179 131V132H180ZM192 131V130H191ZM202 131V130H201ZM202 131V132H203ZM218 131V130H217ZM222 131V130H221ZM227 131V130H226ZM249 131V130H248ZM253 131V130H252ZM124 132H125V129H124ZM136 132V131H135ZM141 132V131H140ZM144 132V131H143ZM157 132H159V131H157ZM161 132V131H160ZM160 132H159V134H160ZM166 133L165 135H167V134H169V133ZM190 132V131H189ZM197 132V131H196ZM196 132H194V135H196L197 133ZM198 132H199V129H198ZM203 132V133H204ZM230 132V131H229ZM228 132V133H229ZM235 132V131H234ZM239 132V131H238ZM255 132V131H254ZM257 132H259L260 133V131H257ZM256 132V133H257ZM261 132H263V131H261ZM122 133V132H121ZM120 133V134H121ZM130 135V133H131V131H130V133L127 131L126 132V135L124 136V137H126L127 139H124L123 138V136L121 137L122 138V141H123V139L125 140V143H127V145H129L128 144V142H130L131 140V147H132V143H134L133 141H134V139L135 138H133L131 135V137L130 136H128V134ZM137 133H139V131L137 132ZM136 133V134H137ZM164 133V132H163ZM173 133H174V131H173ZM173 133H171V135H173ZM182 133V132H181ZM180 133V134H181ZM188 133V132H187ZM227 133V132H226ZM227 133V134H228ZM255 133V134H256ZM0 134H1V127H0ZM96 134V133H95ZM123 134V133H122ZM121 134V135H122ZM132 134V133H131ZM134 132H133V136H134ZM140 134V133H139ZM139 134H137L138 136H140V137H142V135H143V133L141 132V134L139 135ZM147 134V135H148ZM155 134H157L158 135V133H154L153 135H151L152 137L153 136H155ZM178 134V133H177ZM191 133H189V135H190ZM193 134V133H192ZM191 134V135H192ZM198 134H202V133H198ZM204 134H206V133H204ZM218 134V133H217ZM240 134H242V133H240ZM245 134V133H244ZM120 135V136H121ZM160 135H163L162 133L160 134ZM191 135H190V137H191ZM194 135H192L193 136V138L192 139H195L196 137H194ZM232 135V134H231ZM260 135V134H259ZM25 136V135H24ZM119 136V135H118ZM136 136V135H135ZM134 136V137H135ZM146 136V133H144V137ZM170 136V135H169ZM168 135H167V137H169ZM178 136H179V134H178ZM177 136V137H178ZM230 136V135H229ZM65 137H66V135H65ZM72 137V138H73ZM94 137V136H93ZM110 137H112V136H110ZM109 137V138H110ZM116 137V136H115ZM133 138V139H129V138ZM147 137V136H146ZM150 137V136H149ZM156 137V136H155ZM161 137V136H160ZM159 137V138H160ZM187 137H188V135H187ZM189 137V138H190ZM108 138V137H107ZM108 138V139H109ZM114 138V137H113ZM120 137H119V139H117V141L118 142H120V139H121ZM138 137H136V139H137ZM148 138V137H147ZM158 138V137H157ZM158 138V139H159ZM190 138V140H192ZM251 138V137H250ZM115 139V138H114ZM113 139V140H114ZM142 139V138H141ZM140 139V140H141ZM151 139V138H150ZM149 139V140H150ZM163 139V137H161V140ZM167 139H169V141H170V143H171V141H173L172 139H170V138H167ZM177 139V138H176ZM111 140V139H110ZM126 140H129L128 142H126ZM145 140V139H144ZM152 140V139H151ZM150 140V141H151ZM1 141H2V139H1ZM72 141V140H71ZM76 140L74 139V141L73 142H75ZM141 141H143V139L141 140ZM149 141V142H150ZM154 141V139L152 140V142ZM168 141V142H169ZM189 141V140H188ZM193 141V140H192ZM255 141V140H254ZM69 142V141H68ZM77 142V141H76ZM104 142V141H103ZM105 142H107V140L105 141ZM115 143H116V141H114ZM117 142V143H118ZM137 142V141H136ZM138 142H139V139H138ZM163 142V141H162ZM167 142V143H168ZM187 142V141H186ZM190 142V141H189ZM199 142V141H198ZM113 143V142H112ZM121 143H124V142H121ZM140 143V142H139ZM179 143V142H178ZM181 143V142H180ZM183 143H185V142H183ZM191 143V142H190ZM189 143V145H187V146H189V147H186V145H185V147L187 148H185L186 150H188V148L190 149V147L192 146V144L194 143H191L190 144ZM195 143H197L196 141H195ZM195 143L193 144V146L195 145ZM257 143V142H256ZM255 143V144H256ZM114 144V143H113ZM113 144H112V146H113ZM118 144H120V143H118ZM141 144V143H140ZM144 144V143H143ZM146 144V143H145ZM145 144L143 145V146H145ZM149 144V143H148ZM157 144V143H156ZM172 144V143H171ZM188 144V143H187ZM122 145V144H121ZM124 145V144H123ZM134 145H135V143H134ZM133 145V146H134ZM136 145L138 146V143H136ZM178 145V144H177ZM180 145V144H179ZM191 145V146H190ZM196 145H199V143L198 144H196ZM195 145V146H196ZM254 145V144H253ZM115 146H120V145H114L113 147L114 148H112V149H116V151L118 150L117 149V147L115 148ZM126 146V145H125ZM125 146H122V147H125ZM150 146H152L151 144H150ZM150 146H145V147H149L148 148V150H150V149H152ZM153 146H156V145H153ZM164 146H165V143H164ZM163 146V148L165 149V147ZM167 146H169V145H167ZM171 146L173 147V145H170V147H167V150L166 151H164V152H162V153H166V152H168V148H170L171 149ZM174 146H176V143H175V145ZM192 146V147H193ZM195 146H194V148H195ZM261 146V145H260ZM107 147H108V145H107ZM111 147V146H110ZM110 147H108L109 149H110ZM127 147H129V146H127ZM157 147L158 146H156V148L155 149H157ZM179 147V146H178ZM177 147V148H178ZM181 147V146H180ZM259 147V146H258ZM263 147V146H262ZM261 147V148H262ZM94 148H96L97 149V147H94ZM101 148V147H100ZM104 148V150L106 149L105 147H103ZM120 148V147H119ZM126 148V147H125ZM133 148H135V149H137L136 147H133ZM147 148H145L146 150L144 151V147H141V148H139L138 150L140 151L141 149V151H144L145 153L148 151L147 150ZM154 148V147H153ZM176 148V152H178L179 153V151H180V149H182V148H184V147H181V148H179V150ZM260 148V147H259ZM91 149H93V148H91ZM95 149V150H96ZM131 150L130 151H127V149H124L128 154L133 150L132 148H130ZM174 149H175V147H174ZM196 149H197V146H196ZM254 149V148H253ZM99 150H101V149H99V147H98V151ZM103 150V149H102ZM103 150V151H104ZM121 150V149H120ZM183 150V149H182ZM236 150V149H235ZM252 150V149H251ZM263 150V149H262ZM90 151V150H89ZM94 150H92V152H93ZM97 151V150H96ZM96 151H94L95 153H96ZM98 151H97V153H98ZM115 151V150H114ZM133 151H134V153H133ZM132 152H131V154H133L132 156H130L131 158L133 157V156H138L136 153H138V152H136L135 153V150H133ZM159 151H160V149H159ZM173 151V150H172ZM189 151V150H188ZM193 151H195V149L193 150ZM99 152H102V151H99ZM106 152H110V151H105V154H106ZM124 152V151H123ZM152 152L154 153V151L152 150ZM151 152V153H152ZM156 152V151H155ZM175 152V153H176ZM182 152V151H181ZM180 152V154H182ZM3 153V152H2ZM16 154H18L17 152H15ZM23 153V152H22ZM90 154H91V152H89ZM125 153V152H124ZM123 153V154H124ZM140 153V152H139ZM175 153H170L171 154V156L172 157H174L176 154ZM177 153V154H178ZM184 153V152H183ZM190 153V152H189ZM193 153V152H192ZM197 153V152H196ZM195 153V154H196ZM233 153V152H232ZM261 153V152H260ZM20 154V153H19ZM88 154V153H87ZM94 154V153H93ZM92 154V156H93V158H94V156L96 155H93ZM100 154V153H99ZM99 154H97L98 156H100L101 157V155H99ZM102 154H104V152L102 153ZM104 154V155H105ZM126 154L127 156H129V155H131V154ZM136 154V155H135ZM142 154V153H141ZM144 154V153H143ZM142 154V155H143ZM169 154V153H168ZM173 154H174V156H173ZM179 154V155H180ZM231 154V153H230ZM235 154V153H234ZM23 155H25V154H23ZM89 155V154H88ZM108 155H110V154H108ZM122 155V152L121 151H117V153H114V156H112V158H116V159H120V158H118V156H121ZM125 155V154H124ZM124 155H122L123 156V158L124 157H126V155L124 156ZM145 155V154H144ZM163 156L161 157L160 156V154H156V156L158 157V158H162L163 159V157L164 156H166L165 154H162ZM193 155V154H192ZM192 155H191V157H192ZM231 155H233V154H231ZM107 155H105V157H106ZM153 156H155V154L153 155ZM85 157V156H84ZM83 157V158H84ZM86 157H88V156H86ZM105 157H103L104 158V162L105 163H103V159L102 160H100L104 165H102V163H100L102 166H104V167H102V166H98L97 164H99V163H97L98 161H99V159L97 158V160H96V163H95V159H93L92 161H89V163L87 164V167L90 165H93L94 163L97 165H93V166H91V168L92 167H94L95 169H97L96 167H98V170H101L102 168L103 169H106L107 170V168H105V164L107 163V162H110V164L109 165H107V166H109V167H111L112 165H114V164H116L117 163V161L116 160H114L113 159V161L114 162H116V163H112L111 161H112V158L109 160L108 158V161H107V159L105 158ZM108 157H110V156H108ZM139 157V156H138ZM167 157H169V159H170V155L169 156H166V158ZM191 157L189 158V159H191ZM193 157H194V155H193ZM192 157V158H193ZM196 157V156H195ZM17 158H20V159H22L21 158V156L20 155H18V157ZM79 158V157H78ZM82 158V157H81ZM81 158H79V159H81ZM102 158V157H101ZM134 158V157H133ZM151 158H154V157H151ZM156 159V157L154 158L156 161H154L153 159H152V162L151 163H148L147 162V164L149 165L150 164V169H151V166L153 165L152 163L153 162H158V161H160L159 159ZM160 158V159H161ZM165 157H164V159H166ZM181 158V157H180ZM9 159V161H10V159L11 158H8ZM16 159V158H15ZM128 159H130L129 157H128ZM146 159V158H145ZM164 159L162 160L163 162H164ZM188 159V160H189ZM194 159V158H193ZM193 159H191L190 161V163L192 164V162H195V160H197V159H195L194 161H192ZM227 159V158H226ZM7 160V159H6ZM14 160V159H13ZM17 160V159H16ZM25 160V159H24ZM125 160H126V158H125ZM149 160V159H148ZM12 161V160H11ZM10 161V162H11ZM18 161V160H17ZM21 161V160H20ZM94 161V162H93ZM107 161V162H106ZM162 161H161V163H162ZM180 161V160H179ZM178 161V162H179ZM5 162V161H4ZM8 162V161H7ZM10 162H8L9 163V165H10ZM22 162V161H21ZM73 162V161H72ZM72 162H71V164H72ZM90 162H91V164H90ZM92 162H93V164H92ZM121 162H122V159H121ZM121 162H119V163H117L118 164V166H119V164H120V166L122 165L121 164ZM126 162V161H125ZM166 162H168V159H167V161ZM175 162V161H174ZM16 163V162H15ZM64 163V162H63ZM62 163V164H63ZM83 163H84V161H83ZM123 163H124V159H123ZM171 163H172V161H171ZM170 163V164H171ZM188 163V162H187ZM196 163V162H195ZM254 163V162H253ZM12 165H13V162L11 163ZM19 165H21L20 163H18ZM18 164H14V165H17V167L19 166ZM23 164V163H22ZM60 164V163H59ZM68 164V163H67ZM70 164V165H71ZM76 164V163H75ZM112 164V165H111ZM127 164V163H126ZM131 164V163H130ZM129 164V165H130ZM156 164V163H155ZM158 164L159 163H157L156 165L158 166ZM165 164H167V163H165ZM176 163H174L173 165H175ZM5 165H6V163H5ZM13 165V166H14ZM65 165V164H64ZM111 165V166H110ZM162 165V164H161ZM172 165V164H171ZM182 165V164H181ZM82 166H84V165H82ZM85 166H86V163H85ZM106 166V167H107ZM125 166V165H124ZM163 166V165H162ZM169 166V165H168ZM176 166L178 167V164H176ZM193 167L194 166H196V165H194V163H193V165H192ZM16 167V166H15ZM115 167H117V166H114L113 168H115ZM126 167V166H125ZM130 167H132L131 165H130ZM143 167V166H142ZM173 167V166H172ZM177 167H176V169H177ZM3 168V167H2ZM2 168L0 169V171L2 170ZM8 168V167H7ZM12 168H14V167H12ZM11 168V169H12ZM81 168H85V167H80V168H78V170L80 169V171H81ZM89 168V167H88ZM88 168H87V170H88ZM100 168V169H99ZM120 168V167H119ZM147 168V166L145 165V167H144V170ZM148 168V169H149ZM4 169H6V168H4ZM15 169V168H14ZM75 169V170H74ZM77 168L76 167H74L72 170H74L75 171V174L74 175H76L77 174V172L76 171H78V170H76ZM148 169H146L145 171H151L150 169L148 170ZM163 169V168H162ZM61 170V169H60ZM65 170H67V169H65ZM63 171V173L64 172H66V171ZM69 170H71V167L68 169V171ZM85 170V169H84ZM92 170V169H91ZM98 170H96V172L98 171ZM137 170V169H136ZM173 170V169H172ZM7 171H9V170H7ZM79 171V172H80ZM93 171V170H92ZM95 171V170H94ZM108 171V170H107ZM110 171V170H109ZM138 171V170H137ZM140 171V170H139ZM167 171V170H166ZM10 172V171H9ZM69 172H72V171H69ZM101 172V171H100ZM103 172H105L104 170H103ZM155 172H156V170H155ZM158 172H159V170H158ZM162 172H164V171H162ZM29 173V172H28ZM43 173V172H42ZM63 173H61L62 174V176H63ZM95 173V172H94ZM98 173V172H97ZM108 173V172H107ZM106 173V174H107ZM114 173V172H113ZM142 172L140 171V173L139 174H137L138 176H140L141 177V174ZM149 173V172H148ZM151 173V172H150ZM31 174H33V173H31ZM44 174H45V172H44ZM53 174V173H52ZM60 174V173H59ZM68 174H70V173H68ZM72 174V173H71ZM96 174V173H95ZM103 174V173H102ZM105 174V175H106ZM152 174V173H151ZM153 174H154V172H153ZM158 174V173H157ZM167 173H165V175H166ZM73 175V176H74ZM79 175H80V173H79ZM94 175V174H93ZM97 175V174H96ZM155 175H156V173H155ZM175 175V174H174ZM174 175H172V176H174ZM22 176V175H21ZM42 175H40V177H41ZM46 176V175H45ZM67 176V175H66ZM71 176V175H70ZM126 176V175H125ZM138 176H134V177H137V178H140V177H138ZM146 176H148V175H146ZM144 177V179H146V178H148V177ZM152 176V175H151ZM23 177V176H22ZM34 177V176H33ZM39 177V178H40ZM43 177V176H42ZM41 177V178H42ZM53 177V176H52ZM51 177V178H52ZM59 177H61V176H59ZM63 177H65V176H63ZM62 177V178H63ZM69 177V176H68ZM90 177H91V175H90ZM112 177H114V176H112ZM156 177V176H155ZM164 176H162V178H163ZM175 177V176H174ZM178 177V176H177ZM180 177V176H179ZM30 177H26V179H29ZM58 178V177H57ZM151 178V177H150ZM157 178V177H156ZM158 178H160V177H158ZM165 178H167V176H165ZM17 179V181H18V178H16ZM15 179V180H16ZM20 179V178H19ZM31 179V178H30ZM29 179V180H30ZM45 179V178H44ZM48 179H50L49 177H48ZM60 180H61V178H59ZM65 179V178H64ZM68 179V178H67ZM69 179H70V177H69ZM88 179H90V178H88ZM143 179V180H144ZM35 180H36V178H35ZM42 180V179H41ZM51 180V179H50ZM52 180H53V178H52ZM51 180V181H52ZM59 180V181H60ZM119 180H122V178H120ZM128 180V179H127ZM127 180H125V181H127ZM132 180V182H133V179H131ZM140 180V179H139ZM146 180H148V179H146ZM158 180V179H157ZM161 180V179H160ZM173 180V179H172ZM37 181V180H36ZM39 181V180H38ZM47 181V180H46ZM54 181V180H53ZM57 182H58V180H56ZM108 181V180H107ZM110 181H112V180H109L108 181V183L110 182ZM124 181V180H123ZM122 181V182H123ZM136 181V180H135ZM153 180L151 179V182H152ZM159 181V180H158ZM166 181V180H165ZM165 181H163V183L165 182ZM180 181V180H179ZM178 181V182H179ZM13 182V181H12ZM27 182H29V183H33L34 181L32 180L31 182L30 181H27ZM57 182H55V183H57ZM86 182V181H85ZM84 182V183H85ZM104 182H105V180H104ZM115 182H117V181H115ZM114 181L112 182V184L111 185H113V183H115ZM121 182V181H120ZM131 182V181H130ZM146 182V181H145ZM177 182V183H178ZM10 183V182H9ZM9 183H8V185H9ZM23 184H24V182H22ZM43 183H44V181H43ZM49 183V182H48ZM47 183V184H48ZM54 182H52V184H53ZM83 183V186H85V184ZM111 183V182H110ZM126 183H128V182H126ZM139 183V182H138ZM155 183V182H154ZM154 183H150V181H149V183L147 182V184H145V183H143V184H145L144 185V187H145V191H150V192H153L152 194L154 195V193H156L158 196H160V197H163V198H165V196H167L168 195V193L166 194V193H164V190L163 189H159V190H157L156 189V186L154 185ZM11 184H14V183H11ZM27 184V183H26ZM26 184H24V185H26ZM34 184H36V183H34ZM50 184V183H49ZM49 184H48V186H49ZM51 184V185H52ZM58 184V183H57ZM129 184V183H128ZM140 184H142V182H140ZM158 184V183H157ZM5 185V184H4ZM30 185L31 184H28L27 186H29L30 187ZM56 185V184H55ZM81 185H82V183L80 184L79 183V181H78V179H72V180H67V182L65 183H63V184H59V185H57V186H54L53 188H52V191H50V193H47V194H45V195H47V196H44L43 194H41V196L40 195H36L34 192L32 193H30V194H26L25 192L26 191H24V190H26L25 188H26V186H22L23 188L22 189H24V190H22L21 192H22V194H26V195H21V194H19V192L17 191V192H15V189L17 188V187H15L14 185L11 187L10 185V187L11 188H13V187H15L12 191H9V189H10V187H8L9 189L7 190V187H5L4 189L6 190H4V189H0V196H3L4 195V192H7V193H9V194H7V195H4L3 197H0V256H1V251H4L3 253L4 254H6L5 253V251L7 252V250H8V252L7 253H10V251L11 250H13V248H18L17 246H19L20 247V245H21V247L20 248H18L19 250L22 248V245L24 246V245H26V246H30L31 244H32V241L33 240H40L42 237H43V235L45 234V233H47L46 231L44 232V230H42L41 231V228H40V230L38 231L37 229H39L38 227L39 226H37V224L38 223H40V220H41V215L42 214H45L46 216H55V215H58V213L60 214V213H63L64 212V214H66L67 212V209L68 208H70L71 207V204L69 203V202H71V201H65V200H70L69 199V194L71 195V192H72V195H73V193H74V191L75 190H79L78 188H81ZM104 185V184H103ZM135 185H137V183L135 184ZM134 185V186H135ZM5 186H7V185H5ZM32 186V185H31ZM38 186V185H37ZM43 186V185H42ZM107 187H108V185H106ZM119 186V185H118ZM130 186V187H129ZM128 187H127V184H126V188L128 189H130L131 187H132V185H129ZM138 186V185H137ZM134 187V188H138V187ZM140 186H142V185H140ZM19 187H20V185H19ZM44 187H47V186H44ZM43 187V188H44ZM52 187V186H51ZM103 187H105V186H103ZM121 187L122 186H119V188H117V190L115 189V191H110V193L109 194H111V195H113L114 193L113 192H115V195L114 196H119L118 198H116L117 199V201H122L123 200V198H125V196L127 197V195H130V197H131V195L132 194H130V193H127V191H126V193H124L125 195H124V197H123V195H122V198L120 197L121 195L120 194H122V193H120L119 194V191H118V189L119 190H121ZM33 188V187H32ZM31 188V189H32ZM39 188V187H38ZM106 188V187H105ZM123 188H124V185H123ZM133 187H132V190H135ZM142 188H143V186H142ZM158 188H160V187H158ZM161 188H163V186L161 187ZM170 188V187H169ZM18 189V188H17ZM88 189V188H87ZM104 189V188H103ZM110 189V188H109ZM139 189H141V187H139ZM171 189V188H170ZM4 190V191H3ZM11 190V189H10ZM19 190V189H18ZM21 190V189H20ZM33 190V189H32ZM40 190V189H39ZM38 190V191H39ZM88 190H91V189H88ZM106 190V189H105ZM104 190V191H105ZM108 190V189H107ZM107 190H106V192H107ZM123 191H124V189H122ZM121 190V191H122ZM132 190H129V192L131 191V193H132ZM137 191L135 192V193H139V190L138 189H136ZM142 190V189H141ZM175 190V189H174ZM1 191H3L2 193H1ZM37 191V192H38ZM46 191V190H45ZM84 191V190H83ZM103 191V192H104ZM120 191V192H121ZM124 191V192H125ZM145 191H143V192H145ZM147 191V192H148ZM163 191V192H162ZM176 191V190H175ZM20 192V193H21ZM29 192V191H28ZM41 192V191H40ZM43 192V191H42ZM80 192H81V190H80ZM116 192H117V194H116ZM46 193V192H45ZM77 193V192H76ZM135 193H133V195L135 194ZM140 193H141V191H140ZM6 194V193H5ZM39 194V193H38ZM100 194H101V192H100ZM104 194H105V192H104ZM152 194H147V196L149 197L150 195H151V197L153 196ZM43 195V196H42ZM71 195V196H72ZM96 195V194H95ZM136 195V194H135ZM134 195V196H135ZM105 196V195H104ZM113 196V197H114ZM134 196H133V198H134ZM138 196H141V195H138ZM105 197H108V196H105ZM113 197H111V199L113 198ZM144 197H146L145 195H144ZM154 197V196H153ZM115 198H113L114 199V201L116 200ZM121 198V199H120ZM132 198V197H131ZM137 198V197H136ZM141 198H143V197H141ZM140 198V199H141ZM155 198V197H154ZM108 199V198H107ZM110 199V198H109ZM126 199V198H125ZM128 199V198H127ZM143 199H145V198H143ZM152 199V198H151ZM103 200V199H102ZM159 200V199H158ZM162 200V199H161ZM53 201H55L54 203H53ZM109 201V200H108ZM111 201V200H110ZM113 201V202H114ZM127 201H130V200H127ZM131 201H132V199H131ZM134 201H139V200H135V198H134ZM73 202V201H72ZM89 202V201H88ZM112 202V201H111ZM116 202V201H115ZM114 202V203H115ZM124 202V201H123ZM90 203V202H89ZM98 203V202H97ZM109 203V202H108ZM113 203V204H114ZM122 203V202H121ZM128 203V202H127ZM126 203V204H127ZM130 203V202H129ZM75 203H73V205H74ZM86 205H87V203H85ZM112 204V205H113ZM91 205H92V203H91ZM94 205V204H93ZM98 205V204H97ZM116 205H117V202H116ZM124 205V204H123ZM75 206V205H74ZM73 206V207H74ZM89 206V207H88ZM88 206H84V207H82V209L83 208H91V209H93L92 207H90V205H88ZM99 206V205H98ZM101 206V205H100ZM122 206V205H121ZM78 207V206H77ZM77 207H74V208H77ZM94 207H96V206H94ZM115 207V206H114ZM118 208V207H117ZM106 209H108V208H106ZM70 210V209H69ZM122 210V209H121ZM87 211V210H86ZM84 209H83V211H81L80 212V210H79V213H81V216L83 215V213H84V215H85V213L86 214H88L89 213V210H88V213L86 212ZM97 211V210H96ZM107 211H109V210H106V212ZM120 211V210H119ZM66 212V213H65ZM75 212V211H74ZM78 212V211H77ZM91 212V211H90ZM92 212H93V210H92ZM99 212V211H98ZM147 212V211H146ZM97 213V212H96ZM108 213V212H107ZM117 213V212H116ZM148 213V212H147ZM71 214V213H70ZM91 214V213H90ZM106 214V213H105ZM109 214V213H108ZM135 214V213H134ZM138 214V213H137ZM141 214H143L142 212H141ZM158 214V213H157ZM67 215H68V213H67ZM73 216H75V214H72ZM72 215H71V218H72ZM77 216H78V213L76 214ZM94 215V214H93ZM99 216H100V213L98 214ZM133 215V214H132ZM64 217V215H62L61 214V216H60V218L61 217ZM66 216V215H65ZM70 216V215H69ZM80 216V215H79ZM88 216V215H87ZM96 216V215H95ZM94 216V217H95ZM119 216V215H118ZM127 216V215H126ZM125 216V217H126ZM57 217H59V216H57ZM62 217V218H63ZM91 217V216H90ZM123 217V216H122ZM79 218V217H78ZM82 218H84V217H82ZM64 219V218H63ZM68 219H70V218H68ZM75 219V218H74ZM58 220H59V218H58ZM67 220V219H66ZM72 220V219H71ZM47 221V220H46ZM55 221H57V220H55ZM63 221H65V220H63ZM70 221V220H69ZM76 221V220H75ZM82 222V221H81ZM80 222V223H81ZM50 223V222H49ZM48 223V224H49ZM60 223V222H59ZM58 222H57V224H59ZM78 223V222H77ZM136 223V222H135ZM43 224H45V223H43ZM56 224V225H57ZM69 224H71L70 222H69ZM68 224V225H69ZM128 224H130V223H128ZM128 224H127V226H128ZM131 224H132V222H131ZM199 224V223H198ZM53 225H55V223L53 222L52 223V225H51V229L54 227ZM81 225V224H80ZM83 225V224H82ZM37 226V227H36ZM53 226V227H52ZM72 226H74V225H72ZM194 226V225H193ZM63 227H65V225L63 226ZM68 227V226H67ZM33 228H35V229H33ZM45 227H43L42 229H44ZM48 228V225H47V227L45 228V229H47ZM50 228H48V229H50ZM128 228H129V226H128ZM58 229V228H57ZM121 229V228H120ZM124 229L125 228H123V232H124ZM38 232H37V231ZM81 230V229H80ZM128 230V229H127ZM132 230V229H131ZM64 231H66V230H64ZM43 232V234H41ZM52 232V231H51ZM127 232V231H126ZM42 235L41 236V238L39 239L38 237L40 236V235ZM48 234V233H47ZM52 234H53V232H52ZM196 235V234H195ZM223 235V234H222ZM227 235V234H226ZM264 235V234H263ZM47 236V235H46ZM45 235H44V237H46ZM55 236V235H54ZM49 237H51V235L50 236H48V238H47V241H50V240H48L49 239ZM196 237V236H195ZM36 238H38V239H36ZM197 238V237H196ZM236 239V238H235ZM237 240V239H236ZM31 241V242H30ZM51 241L53 242V240L51 239ZM29 242L31 243V244H29ZM37 242V241H36ZM39 242H43L41 245H45V244H52L53 245V243H51V242H48V243H44V241H38L37 243H39ZM249 242V241H248ZM33 244H34V242H33ZM32 244V245H33ZM36 244V243H35ZM34 244V245H35ZM57 243H56V241H55V245H56ZM240 244V243H239ZM39 245H40V243H39ZM40 245V246H41ZM219 245V246H218ZM237 245V244H236ZM54 246V245H53ZM57 246V245H56ZM246 246V245H245ZM244 246V247H245ZM13 247V248H12ZM32 247V246H31ZM44 247V246H43ZM165 247V246H164ZM217 247H219L218 249H217ZM238 247V246H237ZM249 247L251 248V251L253 252V249L254 248H257L255 245H254V243L252 244H249ZM10 248H11V250H10ZM246 248V247H245ZM245 248H243V249H245ZM263 248V247H262ZM24 250V249H23ZM22 250V251H23ZM16 251V250H15ZM44 251V250H43ZM196 251H198L197 252V254H196V256L195 257H193L192 256V258L191 259H188L187 257H184V259H185V262L187 263V264H200V261H205V262H208V263H210V264H236L237 263V261H238V253L240 252V251H238L237 249H236V246H235V244L233 243V242H231L227 237H225V238H223L221 241H220V243H218V242H216L215 240H213V239H210V240H205V239H200V241H199V248H198V250L196 249ZM13 252V251H12ZM17 252H19V251H17ZM47 252H50V251H46V254H47ZM147 252H149V251H147ZM238 252V253H237ZM256 251L254 250V253H255ZM260 252V250L258 249V251H257V253L256 254H260L259 253ZM14 253V252H13ZM16 253V252H15ZM14 253V254H15ZM19 253H21V252H19ZM19 253H17V254H19ZM163 253V252H162ZM172 253H173V250H172ZM16 254V255H17ZM180 254V253H179ZM179 254H177L178 256H179ZM240 254H244V251H243V253H240ZM96 255V254H95ZM262 255V254H261ZM6 256V255H5ZM18 256V255H17ZM16 256V257H17ZM171 256H172V254H171ZM253 256V255H252ZM19 257H21L20 256V254H19V256L17 257V258H19ZM36 257V256H35ZM146 257V256H145ZM167 257V256H166ZM180 257V256H179ZM182 257H183V255H182ZM240 257L242 258V256L240 255ZM260 257V256H259ZM37 258H40L39 256L37 257ZM172 258V257H171ZM22 259H24V258H22ZM35 259V258H34ZM33 259V260H34ZM97 259V258H96ZM147 259H149L150 260V258H147ZM170 259V258H169ZM262 259H263V257H262ZM1 260V259H0ZM13 260V259H12ZM160 260H161V258H160ZM258 261H259V259H257ZM31 261V260H30ZM39 261H40V259H39ZM98 261V260H97ZM145 261V260H144ZM167 261V260H166ZM172 261V260H171ZM242 261V260H241ZM35 262H36V260H35ZM34 262V263H35ZM38 262V261H37ZM100 262V261H99ZM162 262V261H161ZM168 262H169V260H168ZM178 262H179V260H178ZM34 263H31V264H34ZM95 263V262H94ZM142 263V262H141ZM172 264H177V260L176 259H174V257H173V261L171 262ZM98 264V263H97ZM149 264H152V262H150ZM159 264H161V263H159ZM165 264H167V263H165ZM185 264V263H184Z\"/></svg>",
	"mask_w": 264,
	"mask_h": 264
},
{
	"label": "snow or ice",
	"instance_id": "6c2138e0",
	"mask_svg": "<svg viewBox=\"0 0 264 264\" xmlns=\"http://www.w3.org/2000/svg\"><path fill=\"white\" fill-rule=\"evenodd\" d=\"M63 6L54 0H0V34L20 32Z\"/></svg>",
	"mask_w": 264,
	"mask_h": 264
}]
</instances>
